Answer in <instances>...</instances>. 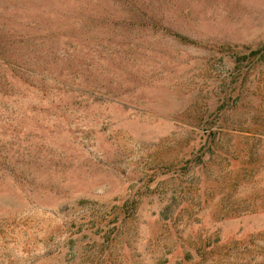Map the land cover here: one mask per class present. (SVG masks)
Instances as JSON below:
<instances>
[{
  "label": "rangeland",
  "instance_id": "374dc122",
  "mask_svg": "<svg viewBox=\"0 0 264 264\" xmlns=\"http://www.w3.org/2000/svg\"><path fill=\"white\" fill-rule=\"evenodd\" d=\"M0 264H264V0H0Z\"/></svg>",
  "mask_w": 264,
  "mask_h": 264
},
{
  "label": "trees",
  "instance_id": "16d2710c",
  "mask_svg": "<svg viewBox=\"0 0 264 264\" xmlns=\"http://www.w3.org/2000/svg\"><path fill=\"white\" fill-rule=\"evenodd\" d=\"M255 52H252L251 54H254Z\"/></svg>",
  "mask_w": 264,
  "mask_h": 264
}]
</instances>
